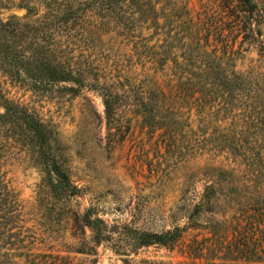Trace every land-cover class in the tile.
<instances>
[{
    "label": "rangeland",
    "instance_id": "rangeland-1",
    "mask_svg": "<svg viewBox=\"0 0 264 264\" xmlns=\"http://www.w3.org/2000/svg\"><path fill=\"white\" fill-rule=\"evenodd\" d=\"M240 8L0 0V22L16 17L25 31L22 50L19 33L0 38L10 57L0 55V264H264V38L242 41L219 19ZM31 46L53 51L41 65L67 56L85 86L75 93L71 83L17 74ZM8 104L40 123L42 143L20 121H4ZM52 159L78 191L55 195ZM205 195L214 216L195 211ZM86 211L111 227L110 242H94L80 222ZM225 220L223 240L259 245L257 258L194 256L206 227ZM125 226L184 233L172 249L142 247L117 233Z\"/></svg>",
    "mask_w": 264,
    "mask_h": 264
},
{
    "label": "trees",
    "instance_id": "trees-1",
    "mask_svg": "<svg viewBox=\"0 0 264 264\" xmlns=\"http://www.w3.org/2000/svg\"><path fill=\"white\" fill-rule=\"evenodd\" d=\"M241 5L238 14H231L229 10L224 13V17L221 16V21L223 25L228 28L230 34H234V36H242V41H256L257 38H264V6H260L258 3L253 0H238ZM233 24V25H231ZM104 24L100 23V26L90 27L87 30V34L89 37L93 36L94 30H98ZM29 32H32L33 29L26 28ZM94 29V30H93ZM19 33V34H18ZM18 34V35H17ZM25 31L21 30L19 25V21L16 17H11L7 22H0V38H2V43H7L10 38H14V36H18L20 38L19 49L22 50L25 47L22 44L23 37ZM33 46V45H32ZM29 47L30 53L28 55H21V59H25L28 57V63L26 66L24 63H20L17 67V74H20V70L24 71L27 78L33 81L36 84H40L45 82H60V83H71L74 87L70 88L72 92L78 93L80 89L85 86L84 80L78 77L77 72L75 71L74 65L69 62L67 56L60 57L58 60L56 59V65L43 64L41 65V60L44 57H49L52 55L53 51L50 48H36ZM0 47V55L8 60L9 55L6 53L4 49ZM264 52V46L261 47ZM23 52H26L23 50ZM25 57V58H24ZM57 58V57H56ZM15 60V59H14ZM212 60L207 61V68L211 67ZM215 61V60H214ZM11 62V61H8ZM23 68V69H19ZM105 111L107 114L110 113V106L107 102L104 103ZM6 108V116L3 118L5 122H21L24 127L31 133L34 138L42 143L45 137L44 131L41 129L40 123L34 121L31 117L22 115L20 113H16L15 106L13 104H8ZM2 117L0 116V119ZM47 166L50 167L52 172L57 177V180L51 183L52 189H54L56 196L69 195L71 192L78 191L75 187H71L69 184L70 175L68 171L62 169L60 165L54 160L46 161ZM209 195H205L203 202L200 206L195 208V211H203V212H213V216L216 214L215 211H211L210 205L213 202L210 199ZM205 208V210H204ZM78 222V219H76ZM80 222L83 227H88L94 234L93 240L96 244L104 242H110L112 238L111 227H107V225L100 221L99 219L93 220L91 219L89 212L86 211L83 216L80 218ZM228 221H223L221 223L216 222L212 226L206 227L209 233V237H205L202 240L197 242L195 245L194 256L197 257H205V258H225L226 260L231 261H239L241 259L245 260H253L257 258L258 253L257 250L260 247L252 246L251 243H247L246 246L240 244L238 241L233 240L232 242H225L223 238L227 237L228 234H231L229 231ZM110 229V230H109ZM118 234H124L129 240L135 242L134 244L142 247H162L165 249H172L176 246V244L182 239L184 229L175 227L172 230H168L160 233H145L139 232L136 229H132L128 226H125L124 232L117 231ZM258 240V236L256 237ZM248 242V239L246 240ZM264 242V240L262 241ZM264 244V243H263ZM263 249L264 247H260ZM116 250V249H115ZM118 250V249H117ZM93 252V249H92ZM255 256V257H249ZM142 264H165L162 262H150L143 261Z\"/></svg>",
    "mask_w": 264,
    "mask_h": 264
}]
</instances>
